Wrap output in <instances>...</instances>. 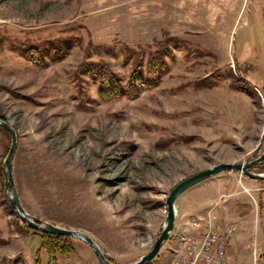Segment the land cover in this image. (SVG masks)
I'll return each mask as SVG.
<instances>
[{
  "label": "rangeland",
  "instance_id": "obj_1",
  "mask_svg": "<svg viewBox=\"0 0 264 264\" xmlns=\"http://www.w3.org/2000/svg\"><path fill=\"white\" fill-rule=\"evenodd\" d=\"M88 50L122 83L137 62L145 78L162 52L159 80L135 98L104 99L99 77L77 71ZM0 112L17 131L25 211L132 263L154 244L179 181L264 151V0H0ZM10 140L0 128V264H99L74 237V251L52 259L15 216L1 176ZM202 195L207 209L180 221L197 225L178 242L230 224L237 242L225 264H264V179L220 172L175 205Z\"/></svg>",
  "mask_w": 264,
  "mask_h": 264
},
{
  "label": "water",
  "instance_id": "obj_2",
  "mask_svg": "<svg viewBox=\"0 0 264 264\" xmlns=\"http://www.w3.org/2000/svg\"><path fill=\"white\" fill-rule=\"evenodd\" d=\"M0 128L6 130L10 134L11 139L8 152L3 161V185L6 192L7 201L9 202L15 216L19 220H21L27 227L35 231L53 235L79 238L91 247L99 264H115L105 256L98 244L85 232L61 227L51 222L42 221L25 211L20 201L13 178V157L17 148V131L7 120H3L2 118H0ZM263 161L264 151L255 157L249 158L245 162H219L213 164L210 167L200 170L179 181L165 198L166 215L162 228L155 238L154 244L147 253L129 264H145L151 261L157 255L160 247L168 239L170 233L173 230L177 211L175 200L183 191L201 181L217 175L220 172H237L251 179L263 180L264 173H256L251 171V168L253 166L259 165Z\"/></svg>",
  "mask_w": 264,
  "mask_h": 264
},
{
  "label": "trees",
  "instance_id": "obj_3",
  "mask_svg": "<svg viewBox=\"0 0 264 264\" xmlns=\"http://www.w3.org/2000/svg\"><path fill=\"white\" fill-rule=\"evenodd\" d=\"M163 53L160 52L157 58L149 60L146 67V77L143 76L142 66L140 62H137L129 75L128 81L122 83V79L114 72L109 65L104 61L91 60L92 54L90 51L86 53L85 60L82 61L77 71L80 73H91L94 76L99 77V94L104 99L111 97L127 96L135 98L138 96L142 87L152 88L159 80V63L164 62ZM141 58V54L139 55ZM163 65V64H162ZM0 118L5 120L4 116L0 112ZM263 152V151H262ZM260 165L253 166L251 170ZM3 177V172L1 174ZM23 223V222H22ZM23 226L37 235L40 239V249H43L52 259H55L57 254H70L74 251V245L72 244L71 237L53 235L35 231L28 228L24 223ZM172 239L170 234L168 240ZM157 255L149 262L145 264H155ZM111 260V259H109ZM112 261V260H111ZM35 264H40L39 258L35 260Z\"/></svg>",
  "mask_w": 264,
  "mask_h": 264
},
{
  "label": "built area",
  "instance_id": "obj_4",
  "mask_svg": "<svg viewBox=\"0 0 264 264\" xmlns=\"http://www.w3.org/2000/svg\"><path fill=\"white\" fill-rule=\"evenodd\" d=\"M194 226L197 222L193 221ZM233 233L230 224L214 226L206 231L183 236L179 246L173 249L168 264H225L230 262L228 255L229 239Z\"/></svg>",
  "mask_w": 264,
  "mask_h": 264
},
{
  "label": "crops",
  "instance_id": "obj_5",
  "mask_svg": "<svg viewBox=\"0 0 264 264\" xmlns=\"http://www.w3.org/2000/svg\"><path fill=\"white\" fill-rule=\"evenodd\" d=\"M205 196H198L197 198H194L193 200L191 201H187L185 202L184 201V204H182L181 207H179L180 209H178L177 205V216L175 218V225H177L176 227V230H175V238L174 240H172L170 242V247L168 249V251H166V254H164V258L161 259V260H158V262L156 264H165L167 262V260H169V256H170V253H171V250L174 248V247H178L179 246V242H178V239H177V234L179 235V232L181 231V229L183 230H186L187 227L188 229L187 230H190L192 231L193 227H195L192 223H189L187 227H185V225L183 224V222L181 223L180 221L183 219L184 222L188 221V219H190L189 216H193L199 212L202 211V209H207V206H206V203H207V199L204 198ZM199 216V215H197ZM182 220V221H183ZM174 229H175V226H174ZM235 241L237 242V237H233L232 239H229V249L230 251L231 250H234V247H232V241Z\"/></svg>",
  "mask_w": 264,
  "mask_h": 264
}]
</instances>
